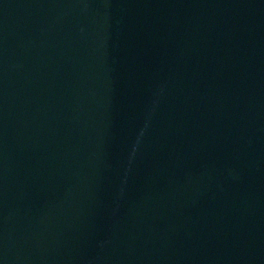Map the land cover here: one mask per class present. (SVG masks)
Returning a JSON list of instances; mask_svg holds the SVG:
<instances>
[{
	"label": "water",
	"instance_id": "95a60500",
	"mask_svg": "<svg viewBox=\"0 0 264 264\" xmlns=\"http://www.w3.org/2000/svg\"><path fill=\"white\" fill-rule=\"evenodd\" d=\"M0 264H264V0H0Z\"/></svg>",
	"mask_w": 264,
	"mask_h": 264
}]
</instances>
